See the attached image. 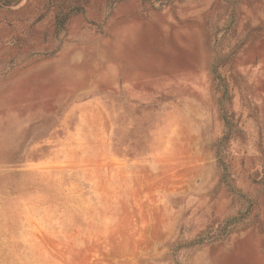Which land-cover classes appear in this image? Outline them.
I'll return each instance as SVG.
<instances>
[{"label":"rangeland","instance_id":"rangeland-1","mask_svg":"<svg viewBox=\"0 0 264 264\" xmlns=\"http://www.w3.org/2000/svg\"><path fill=\"white\" fill-rule=\"evenodd\" d=\"M0 264H264V0H0Z\"/></svg>","mask_w":264,"mask_h":264},{"label":"trees","instance_id":"trees-1","mask_svg":"<svg viewBox=\"0 0 264 264\" xmlns=\"http://www.w3.org/2000/svg\"><path fill=\"white\" fill-rule=\"evenodd\" d=\"M231 221H232V220H231ZM231 221H230V222H231Z\"/></svg>","mask_w":264,"mask_h":264}]
</instances>
